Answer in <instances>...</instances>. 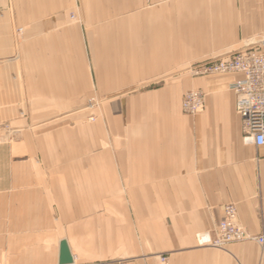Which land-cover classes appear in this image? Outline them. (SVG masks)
<instances>
[{"label":"crops","instance_id":"1","mask_svg":"<svg viewBox=\"0 0 264 264\" xmlns=\"http://www.w3.org/2000/svg\"><path fill=\"white\" fill-rule=\"evenodd\" d=\"M169 9H241L208 31L216 53L264 34V0H0V264H59L61 241L71 264H264V241L197 240L228 202L264 237V145L241 130L234 75L192 81L195 115L146 85L201 56ZM130 55V75L108 64Z\"/></svg>","mask_w":264,"mask_h":264},{"label":"built area","instance_id":"2","mask_svg":"<svg viewBox=\"0 0 264 264\" xmlns=\"http://www.w3.org/2000/svg\"><path fill=\"white\" fill-rule=\"evenodd\" d=\"M199 72L234 75L229 87L235 95L234 109L240 119L241 130L253 144L264 145V36L250 41L243 48L203 64ZM202 104V93L192 90L183 96L181 108L184 113L193 115L202 110ZM201 236L198 237L200 243L216 247L248 239L258 243L264 241L262 236H249L237 222V210L233 203L224 206L216 237L208 236L204 240L200 239ZM161 261L165 263L167 258L162 257Z\"/></svg>","mask_w":264,"mask_h":264},{"label":"rangeland","instance_id":"3","mask_svg":"<svg viewBox=\"0 0 264 264\" xmlns=\"http://www.w3.org/2000/svg\"><path fill=\"white\" fill-rule=\"evenodd\" d=\"M216 11L217 12L219 11V14L216 13ZM240 13H241V9H169L168 13L162 15L163 20L168 22V24H169V27H170L169 32L174 35L176 32V29H174V28L178 24L181 25L183 23L184 30H185L184 41H185L186 47L188 45H192V44L198 46L195 49L201 53V56H200V59L196 60V61H189V62H184V63H175V64L171 65L168 69V73L164 77H162V79H159V80L153 79L155 81H152L151 83L146 84V85L158 86L162 83H168V85H170L171 87L174 85L175 89H177L178 94H179L178 105H179V108L181 111H182L181 102H182V98L185 95V93L188 91H192V90L200 91L203 95V104H202V110H203L204 100H205V92H204V90L193 85L192 81L196 77H208V76H212V75H225V74L201 73V72H199V68L202 67L203 64L210 62L213 59H216L218 57H222V56L226 55V53H228V52L243 48L250 41L264 36V34H260L258 36H252V37L240 39V41L236 42V44L224 49L223 51H219V53H216V51H215L218 49H215L214 51H212L213 46H215L214 45L215 44V42H214L215 38L209 36L208 31L211 30V28L215 26L216 22L217 23H225V24L229 23L230 24V23L234 22L235 18H236V22H237L240 18ZM107 16H110V17L113 16V18H117L119 20V19H124V18L128 17L129 15L128 14L114 15L113 13L112 14L109 13V15L106 14V17ZM137 16L138 17L142 16L144 18L145 15L144 14H142V15L138 14ZM156 16L157 15H154V17H156ZM70 17L75 22H78V23L81 22V18L77 17V15L75 13H72ZM158 17H159V15H158ZM193 31L196 33L198 32L201 34H207V36L201 35L200 37H198V39L195 43H192L193 41L191 42V39H189L187 37V34H190V32H193ZM107 48H109V47H107ZM204 51H206V52L204 53ZM123 59L124 58H122V56L117 57V59L115 61H110V63H108V64L112 65V67L114 66V68H115V70H117V72L120 71L121 76L130 75V73H131L130 68L135 63L133 60H131V55L127 56V59H125V60H123ZM178 84H180L179 89L176 88V87H178L177 86ZM131 87H132V85H130V87H126V88H131ZM142 88H146V87L144 86ZM92 98H90V101H89V113H90L89 117H88L89 120H92L94 117H96L97 107H98L97 106L98 105L97 100L95 98L93 100ZM200 112H198V113H200ZM91 113H93V114H91ZM198 113H196V114H198ZM184 114H186V113H184ZM187 115H190V114H187ZM193 115H195V114H193ZM5 128H7V127H5ZM9 131L11 133L15 132L14 129H9ZM228 203H233V202H228ZM228 203H225L223 205L222 217H223L224 206ZM221 219H220V221H221ZM219 222H218V224H219ZM218 224H217L216 229H215L216 233H217ZM197 240L199 241V239H197ZM237 242H241V241H237ZM232 243H236V242H232ZM204 244H208V243H204ZM229 244H231V243H228L226 245H229ZM208 245H210V244H208ZM226 245H224V246H226ZM220 247H223V246H220ZM162 257H166L167 262H165V263L162 262L161 261ZM168 259H169V255L165 254V253H162L158 256L159 264H168V261H169Z\"/></svg>","mask_w":264,"mask_h":264},{"label":"water","instance_id":"4","mask_svg":"<svg viewBox=\"0 0 264 264\" xmlns=\"http://www.w3.org/2000/svg\"><path fill=\"white\" fill-rule=\"evenodd\" d=\"M72 255L68 249V246L65 241L60 243V252H59V264H71Z\"/></svg>","mask_w":264,"mask_h":264}]
</instances>
